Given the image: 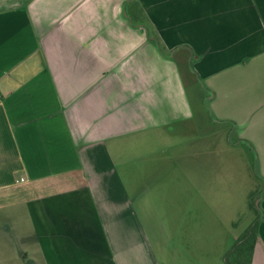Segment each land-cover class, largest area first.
<instances>
[{
    "label": "crops",
    "instance_id": "crops-1",
    "mask_svg": "<svg viewBox=\"0 0 264 264\" xmlns=\"http://www.w3.org/2000/svg\"><path fill=\"white\" fill-rule=\"evenodd\" d=\"M185 69L264 185V0H0V264H225Z\"/></svg>",
    "mask_w": 264,
    "mask_h": 264
},
{
    "label": "rangeland",
    "instance_id": "rangeland-1",
    "mask_svg": "<svg viewBox=\"0 0 264 264\" xmlns=\"http://www.w3.org/2000/svg\"><path fill=\"white\" fill-rule=\"evenodd\" d=\"M180 66L185 68L183 63H180ZM184 80L195 112L193 139L196 140L193 147L194 151L200 155L198 165L200 174L202 176L206 174L205 178L200 177V181L201 184L208 183L213 188L211 192L200 193L201 204L195 226L190 228V224H182L184 229L182 225L178 229V221L173 230L174 232L181 229L185 232L207 231L205 217L206 210L209 209L212 223L215 225L210 230H215L217 234H225L226 241L229 240L226 242L228 253L237 243L243 241L245 233L251 229L259 214L258 201L264 185L254 174V156L249 147L237 140L236 133L230 126L214 123L210 119L207 109L209 98L207 91L191 78L190 72L186 69ZM195 80L198 79L195 78ZM185 207L183 203L171 209V212L175 218L180 217L183 210L187 211ZM186 217H188L187 214L183 218ZM252 239L253 237L248 239L244 249L249 246ZM217 243L220 244L219 238ZM209 258L210 264H224L215 257ZM235 258L241 264L246 262V255L241 256L234 252L230 257L232 263Z\"/></svg>",
    "mask_w": 264,
    "mask_h": 264
},
{
    "label": "trees",
    "instance_id": "trees-1",
    "mask_svg": "<svg viewBox=\"0 0 264 264\" xmlns=\"http://www.w3.org/2000/svg\"><path fill=\"white\" fill-rule=\"evenodd\" d=\"M259 219H260V217L258 214L255 221L253 222L251 229H248V231L245 233V236L243 237V241L237 243L231 251H229L228 253L225 254V257H224L225 264H241L237 261L236 258L234 260V263H232V261L230 260V257H232V254L234 252H237V254L241 255V256L246 255L245 264H251V256H252V251H253L254 243H255V239H256V230H257ZM252 237H253V239L250 242L249 246L244 249V247H246L245 245H246L248 239H251Z\"/></svg>",
    "mask_w": 264,
    "mask_h": 264
}]
</instances>
